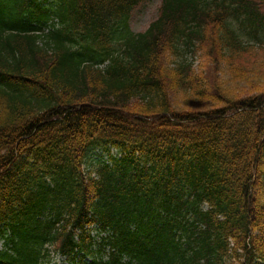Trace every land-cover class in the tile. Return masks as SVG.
<instances>
[{"label":"trees","instance_id":"1","mask_svg":"<svg viewBox=\"0 0 264 264\" xmlns=\"http://www.w3.org/2000/svg\"><path fill=\"white\" fill-rule=\"evenodd\" d=\"M148 1L0 0V264H264V0Z\"/></svg>","mask_w":264,"mask_h":264},{"label":"rangeland","instance_id":"2","mask_svg":"<svg viewBox=\"0 0 264 264\" xmlns=\"http://www.w3.org/2000/svg\"><path fill=\"white\" fill-rule=\"evenodd\" d=\"M160 2L161 0H149L136 10L131 19V26L134 31H143L148 27L150 22L158 14ZM203 60H205V58H203V54L198 53V56H196L195 60L197 63V68L201 66ZM55 261H59L58 264H68V262L65 260V257L62 258L59 255L55 256Z\"/></svg>","mask_w":264,"mask_h":264}]
</instances>
